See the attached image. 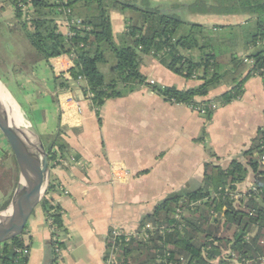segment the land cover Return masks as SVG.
<instances>
[{
  "label": "trees",
  "instance_id": "16d2710c",
  "mask_svg": "<svg viewBox=\"0 0 264 264\" xmlns=\"http://www.w3.org/2000/svg\"><path fill=\"white\" fill-rule=\"evenodd\" d=\"M9 2L15 6L20 27L40 60L63 55L73 58L70 79L57 76V89L84 83V94L98 111L107 101L127 97L147 85L141 72L145 57L157 59L178 76L200 82L186 90L152 86L167 102L194 110L211 102L225 107L244 96L250 78L264 81V0H194L172 8L158 7L149 0H31L30 22L24 21L18 0ZM66 9L81 20L79 25H70L68 36L61 33L57 21L64 18ZM180 10L192 15L247 19L241 24L209 27L183 20ZM114 11L124 14L127 22L118 41L112 27ZM67 18L72 20L71 16ZM194 51L200 56H194ZM111 56L113 77L107 82L100 65L108 64ZM245 69L249 71L243 77ZM0 81L5 85L2 78ZM224 83H232L229 91L205 100ZM214 113L208 111L206 119L211 121ZM60 132L52 140L43 139L54 167L59 166L54 164L58 159L69 154ZM263 155L264 127L244 152V161L235 160L227 168L207 163L201 188L171 194L154 213L145 216L137 233L141 235L147 224L153 226V231L147 232V240L137 237L126 242L122 238L118 243L119 264H215L218 259V264H230L222 259L223 251L230 253L229 260L233 254L240 264H264ZM251 175L256 191L243 195L239 186ZM55 187L50 183L41 205L63 229L62 211L48 199ZM240 194L243 196L236 199ZM212 213L219 218L216 223L211 222ZM23 235L0 245V264H28L29 256L24 251L29 245ZM57 245L64 246L62 242H51L52 264L61 261Z\"/></svg>",
  "mask_w": 264,
  "mask_h": 264
},
{
  "label": "crops",
  "instance_id": "0c3cea01",
  "mask_svg": "<svg viewBox=\"0 0 264 264\" xmlns=\"http://www.w3.org/2000/svg\"><path fill=\"white\" fill-rule=\"evenodd\" d=\"M205 17L211 21L203 25L209 27L219 18ZM111 18L118 41L127 29L126 18L116 11ZM57 21L61 33L70 35L65 19ZM25 36L9 0H0V48L11 56L4 69L14 93L5 86L29 113L24 114L42 141L52 140L61 131L68 146V164L50 165V183L56 187L48 199L60 207L64 224L60 264H104L108 236L114 228L137 233L143 218L168 196L201 188L207 163L227 168L235 160L244 161V152L264 127V81L260 77L250 78L244 96L220 107L208 121L188 105L167 102L150 84L154 81L155 86L186 90L200 82L178 76L157 59L145 57L141 72L147 85L127 97L107 101L98 111L86 98L84 83L57 89V76L70 79L73 58L63 55L40 60ZM113 63L111 56L108 64L100 65L107 82L113 77ZM248 71L245 69L243 77ZM231 86L222 84L205 100L220 97ZM72 156L79 162L70 161ZM4 159L13 160L20 175L0 133V165ZM253 181L251 175L239 191L243 195L251 191ZM1 186L0 211H5L14 192L5 194ZM51 238L46 211L40 204L23 235L29 245L28 264H52Z\"/></svg>",
  "mask_w": 264,
  "mask_h": 264
},
{
  "label": "water",
  "instance_id": "95a60500",
  "mask_svg": "<svg viewBox=\"0 0 264 264\" xmlns=\"http://www.w3.org/2000/svg\"><path fill=\"white\" fill-rule=\"evenodd\" d=\"M4 95L0 87V132L18 164L20 180L10 205L4 214H0V245L12 242L25 233L34 211L47 194L51 172L48 153L37 130L15 100L29 127L18 123V118L7 105ZM43 176L45 181L35 194L37 184Z\"/></svg>",
  "mask_w": 264,
  "mask_h": 264
},
{
  "label": "built area",
  "instance_id": "2783aa9c",
  "mask_svg": "<svg viewBox=\"0 0 264 264\" xmlns=\"http://www.w3.org/2000/svg\"><path fill=\"white\" fill-rule=\"evenodd\" d=\"M10 4L16 10L13 3H10ZM32 7L33 6H32L31 0H27V1L18 0V9H20V11L22 12L24 21L30 22L33 19ZM64 12H65L64 19L67 22L69 27L71 24H78V25L81 24V20L78 17L74 16L71 9H66ZM68 16L72 17L71 21L68 20L67 18ZM70 35H71V32H70ZM248 63L250 65H253L252 61H248ZM150 84L155 86L156 83L154 81H151ZM219 108L220 106L218 103L211 102L210 104H208V106L202 105L199 109H197V111L200 114L205 116L208 113V111L216 112ZM70 161H72L73 163L79 162L77 158L74 156L70 158ZM261 161H262V164L264 165V155L262 156ZM57 163H59V166L68 164L67 161L62 158L58 159L54 164H57ZM251 190L256 191V188L253 187L251 188ZM235 198L239 199L240 196L236 195ZM47 223L51 231L52 241L56 243L62 242L61 235H62L63 229L58 228V226L56 225V223L50 216H47ZM153 229L154 228L151 224H147L145 228L143 229V233L139 235L138 233L129 234V233L124 232L122 229L114 228L108 236V250H107V255L105 257V260H104V264H119L118 255L120 253V247L118 243L122 238H125L126 242H129L132 238H137V237L144 238L147 240L149 238V235L147 234V232L153 231ZM56 252L62 257L63 250L58 245L56 248ZM223 252H222V256H223ZM227 254L230 257V253H227ZM24 255L29 256V250L24 251ZM231 257L235 258L233 254ZM181 261L183 262L184 259H182Z\"/></svg>",
  "mask_w": 264,
  "mask_h": 264
},
{
  "label": "rangeland",
  "instance_id": "374dc122",
  "mask_svg": "<svg viewBox=\"0 0 264 264\" xmlns=\"http://www.w3.org/2000/svg\"><path fill=\"white\" fill-rule=\"evenodd\" d=\"M149 1L151 3H153L154 5H157L158 7L172 8L176 5H188L190 3H193L194 0H149ZM179 13L182 16L183 20H185V21L195 22V23H199V24L209 23L211 21V20H208V18L203 16V15H192L191 13L184 12L183 10L182 11L180 10ZM121 15L123 16L124 14H121ZM246 19L247 18H245V17L242 18V16H238L236 18L219 17L218 19L216 18V20H213L212 24H214V25H226V24L236 25V24L243 23L244 21H246ZM214 25H210V26L212 27ZM193 54H194V56H200V53L198 51H194ZM4 62H6V63L11 62V56L7 52V50L0 48V78L3 79V81L5 82L6 86L10 89V91L14 93L13 87L8 83V79L5 78L6 74H5V69H4V67H5ZM3 87H4V85H3ZM4 88L6 89V87H4ZM12 98L14 99L13 96H12ZM14 101H15V99H14ZM15 103H16V101H15ZM23 112L26 114H29L26 111V109H23ZM11 165H12V167H11ZM19 180H20V175H19V173H17V170H15V165L13 164V160L11 162V159H10V163H9V159H6V160L4 159V162L1 163V165H0V185L2 184V186H1L2 192L5 194L10 192V195H11V192H12V194L14 192V194H15V191L19 185ZM12 188H13V190H12ZM11 201H12V198L9 201V205H10ZM6 209H5V211H6ZM5 211H0V214H4ZM217 219H219V218L212 213L211 222L216 223V221H218ZM220 220L222 221V224H223L224 220L222 218H220ZM222 259H224L226 261L228 260V262L230 264H239L238 261L236 260V258L232 257V260H229V256L226 252H223V258ZM219 261H220V259L216 260L215 264H218Z\"/></svg>",
  "mask_w": 264,
  "mask_h": 264
},
{
  "label": "bare ground",
  "instance_id": "6f19581e",
  "mask_svg": "<svg viewBox=\"0 0 264 264\" xmlns=\"http://www.w3.org/2000/svg\"><path fill=\"white\" fill-rule=\"evenodd\" d=\"M0 87L2 89V92L5 94L4 97H5V100H6V103L7 105H9L13 111L15 112V115L17 116L18 118V123L20 125H23L25 127H29V125L27 124V122L23 119V116H22V113L20 111V108L19 106L15 103L14 99L12 98L11 94L3 87V85L1 84L0 82ZM43 181H45V176H43L41 178V180L39 181V183L37 184V187L35 189V194L38 193V191L41 189L42 187V184H43Z\"/></svg>",
  "mask_w": 264,
  "mask_h": 264
}]
</instances>
